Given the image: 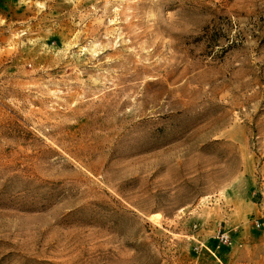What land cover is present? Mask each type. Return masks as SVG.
Listing matches in <instances>:
<instances>
[{"label": "rangeland", "instance_id": "374dc122", "mask_svg": "<svg viewBox=\"0 0 264 264\" xmlns=\"http://www.w3.org/2000/svg\"><path fill=\"white\" fill-rule=\"evenodd\" d=\"M0 264H264V0H0Z\"/></svg>", "mask_w": 264, "mask_h": 264}, {"label": "built area", "instance_id": "2783aa9c", "mask_svg": "<svg viewBox=\"0 0 264 264\" xmlns=\"http://www.w3.org/2000/svg\"><path fill=\"white\" fill-rule=\"evenodd\" d=\"M221 238L224 240V241H227L228 239V235H226L225 233L221 235Z\"/></svg>", "mask_w": 264, "mask_h": 264}]
</instances>
